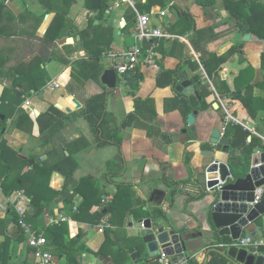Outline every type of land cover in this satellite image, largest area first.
Masks as SVG:
<instances>
[{
    "label": "crops",
    "instance_id": "obj_1",
    "mask_svg": "<svg viewBox=\"0 0 264 264\" xmlns=\"http://www.w3.org/2000/svg\"><path fill=\"white\" fill-rule=\"evenodd\" d=\"M51 1L54 5L64 6L69 10L68 19L80 32L84 30L85 39H82L81 34L78 33L75 36L51 40L49 31L53 32L62 22L61 18L57 17V12L48 11L40 0H4L5 6L0 16V103L5 89H11L15 78H21V86L31 92L24 94L22 107L29 113H35V117L30 114L35 120L33 132L29 133L13 127V121L19 112L11 111L9 127L4 137L12 149L25 153L31 137L41 135L36 118L46 112L52 104L60 103L64 112L74 113L72 121L56 136L55 140H59L60 144L56 155L50 160L52 164L63 160L65 151L67 156L72 155L79 162V156L89 159L93 157L94 152L102 148L112 147L118 150L116 145L98 146L97 136L89 120L80 111L86 100L103 88L101 84L92 80L82 79V82H72L75 71L73 63L86 55V45L91 44L104 49L103 61L108 68L111 60L106 53L126 52L135 43L133 34L137 23L131 28L130 35L122 30L127 22L129 7L137 11V22L140 14L149 13L152 26L162 27L171 33L170 37H154L151 44L144 43L148 46L154 44L159 57L156 65L139 64L138 70L143 73L139 89L135 90L129 85L120 84L109 94L108 109L119 121L135 111V98L138 96L152 98L158 112L157 118L152 122L143 121L144 123L131 125L120 134L126 170L119 181L127 185L118 187L110 183L107 172L106 175L104 174V179H98L92 173L87 175L93 176L101 185L102 191L105 192L102 205L111 202L110 212L100 222H96L92 214L100 205L95 204L85 214V218L76 219L72 216L75 210L69 212L65 195L62 193L54 200V211L47 210L46 225L50 217L61 213L67 214L70 219L66 221L68 223L66 231L70 237L79 239L78 245L88 248L82 253H77L71 260L68 254L59 252L57 243L50 242L49 247L55 264H123L129 259L127 250L131 248L135 251L145 250L143 239L139 236L141 224L138 215H142L140 216L142 218H153L165 228L175 229L190 237L191 247L200 245L203 240V237H200L201 232L210 231L213 227L210 220L212 210L218 201H216L217 194L208 192L203 198L187 204V199L198 196L204 187L203 184L199 186L190 181L181 186L175 202L170 203L169 188L156 179L162 176L163 165L167 169L168 181L187 179L189 170L183 160L187 149L190 152L193 168L201 181L207 166L215 159H226L230 156V163L233 157L240 155L242 148L232 149L231 144L230 148H227L226 145L220 143L214 145L210 142L214 129H219L222 134L223 126L228 127L227 117L233 118L234 122L230 123L240 124L244 129L251 131L248 142L255 138L253 153L264 152V107L253 113L244 105L243 100L237 97L238 89L235 86L237 81L243 95H252L256 98L257 102L252 105L260 106L259 99L264 98V87L260 84L264 78V39L251 34V38L245 40L244 35L247 33L235 28L236 20L229 18L223 0H217L213 7L201 6L197 0H134L133 4L110 0L103 19H95L97 12L90 9V0H74L70 6L65 5L62 0ZM168 6L170 7L167 15L161 17L159 12ZM184 12H189L194 18V28L196 26L197 29H203L212 26L222 34L208 44L209 51L219 56H226V62L222 68L213 73L212 78L200 60L201 53L193 47L191 42L193 30H187L189 23L182 19ZM92 19H95L94 26L88 28ZM163 68L179 69L180 74H185L197 90L199 88L193 79L195 75L201 74L203 84L209 83L211 93L207 97V102L210 106L206 110H200L198 107H191L189 103L192 108L190 113L195 109L199 111L196 115L195 131L191 130L188 118L184 116L188 106L185 103H179L177 106L178 102L175 99L178 98V93L173 86H155L153 77ZM44 79L47 80L45 84L42 82ZM55 82L58 85L52 87ZM71 82L74 83L73 93L69 92L68 87ZM35 84L40 87L39 90L35 89ZM7 96L10 100H7L6 105H9L14 100V96L12 92ZM7 110L11 109L2 108L3 112ZM2 117L4 118L5 115L2 114ZM232 134L231 130L229 134L225 132L222 137L230 138L232 143ZM167 137L172 138L171 142L166 140ZM42 143L43 139L40 145H35V149L43 152L51 147V145L44 147ZM212 149L217 150L216 158L214 155L204 153L205 150ZM47 157L44 153L43 159ZM76 174L77 171L69 185V190L72 192L74 185L84 177L77 178ZM62 178V174L55 173L50 186L61 190L64 184ZM20 191L24 192L28 206L32 208L31 199L25 189L6 194L0 186V219H6L9 208H15L10 205V198L18 195ZM73 196L74 206L79 205L83 194L78 192ZM104 199H107V202H103ZM141 206L143 211H140ZM158 208L166 212L170 220L156 216L154 211ZM105 222L109 226L103 228L101 225H105ZM20 228L22 227L14 220L7 221L5 227H0V264H32L34 260L32 250L27 245L26 235L22 237ZM245 235L264 240V216L255 221L254 232L244 230L242 236ZM222 238L232 241L231 237ZM105 245L107 248L105 247L103 251ZM115 246L125 250L122 251L123 254L117 252L116 258L110 254ZM213 246L223 248V244L218 241ZM261 249L264 251V247ZM184 255L190 257L188 264H203L205 250L197 252L196 255ZM215 255L213 260L220 261L218 252H215ZM158 258L150 264H160Z\"/></svg>",
    "mask_w": 264,
    "mask_h": 264
},
{
    "label": "trees",
    "instance_id": "obj_2",
    "mask_svg": "<svg viewBox=\"0 0 264 264\" xmlns=\"http://www.w3.org/2000/svg\"><path fill=\"white\" fill-rule=\"evenodd\" d=\"M110 0H90V9L97 12L95 19L105 18L106 12L109 8ZM48 11L57 12V17L61 18V24L49 31L48 35L51 40L61 38L65 36H75L78 33L81 34L82 39H85L84 30L80 32L77 26L73 25L71 20L68 19V9L56 6L51 0H40ZM65 5L72 4L74 0H62ZM198 4L204 7H213L216 5L217 0H197ZM223 5L229 13V18L236 20L235 28L238 30H244L246 33L253 34L260 39H264V1L263 0H223ZM5 2L0 0V16L4 9ZM149 6V4H148ZM92 19L88 25V28L94 26V20ZM183 20L188 21L187 30H193V37L191 42L197 52H200V60L207 70L209 76L212 78L213 73L220 68L226 62V56H219L214 52L208 50V44L217 39L222 34L216 31L215 27H207L203 29L194 28L195 20L189 12H184ZM126 24L123 26V31L127 34H131V28L137 23V11L133 7H129L128 14L126 16ZM151 40H147L145 43L151 44ZM148 46V45H146ZM104 49L101 47H94L91 44L86 45V55L74 61L73 65L75 71L73 73V81L82 82V79L92 80L98 82L103 86L102 90L89 97L82 109L81 114L87 118L95 132L98 140V146L103 147L105 145H116L118 152L115 157L108 160L106 164L107 177L110 183L122 187L127 185L126 183L119 181L126 170L125 154L123 150V141L120 138L121 132L131 125H138L140 122H152L158 116V112L155 106V102L150 97L138 96L135 98V111L126 115L121 121H119L116 115L108 109V97L111 91L114 89H108L106 85L102 84L101 76L106 69L103 59ZM69 63V61H68ZM244 70V69H243ZM143 77V73L138 70L131 71L125 75H118V84L129 85L131 88L137 90L140 86V80ZM201 74L194 76V82L199 88L202 100L198 106L200 110H206L210 104L207 102V97L210 95V85L208 82L203 84ZM181 79L179 69H161L154 77L153 82L156 87H168L173 86L178 80ZM21 78H15L14 85L11 89H5L1 103H0V186L6 194H11L15 190L25 189L27 195L30 197L32 208L26 212V220L30 222L36 230H44L48 238L49 243H57L59 252L68 254L69 259L76 257L77 253H82L88 248L84 245H78L79 239L77 237H70L68 231H66L67 222H61L54 225H46V212L54 211L53 203L57 196L61 193L65 195L66 206L69 208V212L74 210V193H82L83 199L78 205V211H74L72 216L76 219L85 218V214L89 212L93 205H100L99 209L92 214V217L96 222H100L112 208V203L108 202L102 205V199L105 192L102 191L100 185L93 176L82 177L77 184L74 185L73 192L69 190L70 182L75 175V172L79 168L78 162L72 155L67 156L63 153L64 159L52 164L50 162L52 156L56 154L58 147L52 143L55 141V137L61 133L63 128L72 121L74 113H66L55 104H52L49 109L41 113L36 118V123L39 126L40 133L43 139V146L47 147L51 145L45 152L47 158L43 159L42 155L25 153L19 150H14L8 145L7 139L4 137L7 131L8 120L10 118L9 112H19L17 118L14 119L13 127L21 128L29 133H32V126L34 121L30 116V113L22 107L25 100L24 94H31L30 90H26L21 86ZM44 79L43 84L46 83ZM70 83L69 92L73 93L72 85ZM264 87V78L260 83ZM35 89L39 90L40 87L35 84ZM235 86L238 89V98H241L249 110L256 113L258 109L264 107V98H258L260 106L254 107L252 104L256 103L257 100L252 95H243V91L240 90V85L235 81ZM21 87V88H19ZM24 89V90H22ZM30 89V88H29ZM231 90V89H230ZM12 92L14 100L9 105H6L8 93ZM231 92V91H230ZM179 103H185L188 106L187 111L184 112V116L187 119L192 108L189 106V99L187 96L178 94V98L175 99ZM3 107H9L11 110L3 112ZM2 114L5 117H2ZM144 123V122H143ZM233 132L231 135L232 149L242 148V153L232 158L230 167L235 177H241L246 175L247 169L250 167V159L255 148V138L248 142V138L251 136V131L244 129V126L236 123H229L226 129V134ZM167 136V135H164ZM166 140L171 142L172 138L167 137ZM189 150L187 149L184 153L183 160L189 170V177L181 180L168 181L167 169L163 165V174L156 181L164 183L169 188V201L170 203L175 202V197L183 184L193 181L196 185L202 186V181L198 177L199 175L195 172L191 159L189 156ZM28 168V170H26ZM28 172V173H26ZM55 173L62 174L64 184L61 190H56L50 186L51 179L54 178ZM198 178V179H197ZM130 186V185H128ZM208 191L205 187L202 188L200 194L195 197H189L187 204L194 200L203 198ZM264 197V193H263ZM186 209V208H185ZM142 210V206L140 208ZM157 216H163L167 220H170L167 213L161 208L154 211ZM142 215H138L140 217ZM14 220L19 226L20 215L14 208H9V214L6 219H0V227H5L6 222ZM170 222V221H169ZM21 235L25 236L22 228ZM8 240V238H7ZM219 243H229L230 241L223 238L218 241ZM78 245V246H77ZM113 246V243L112 245ZM103 246V251L105 250ZM125 250H121L116 247L110 251V254L115 257L117 252L121 254ZM217 255V254H216ZM215 252H212L210 264H216ZM116 258V257H115ZM141 264H150L142 262Z\"/></svg>",
    "mask_w": 264,
    "mask_h": 264
},
{
    "label": "water",
    "instance_id": "obj_3",
    "mask_svg": "<svg viewBox=\"0 0 264 264\" xmlns=\"http://www.w3.org/2000/svg\"><path fill=\"white\" fill-rule=\"evenodd\" d=\"M251 34L244 35L245 40H249ZM101 81L109 89H114L118 84V74L113 68H106L101 76ZM176 93L187 96L191 107L197 108L202 100L199 90L188 80L185 74L173 85ZM60 109L63 106L56 104ZM198 109L188 115V123L192 131L196 130L195 121ZM210 142L214 145L222 144L228 148L231 139L222 137L219 129H214ZM230 148V147H229ZM205 154L214 155L217 150H205ZM230 157V156H229ZM229 157L226 159H215L205 171L202 184L213 187L216 193V204L211 213L212 228L210 231H202L203 237L200 245L191 247L190 237L177 232L175 229H167L162 223L153 218H141L139 223L140 237L143 239L145 250L135 251L134 248L127 250L129 259L123 264L150 263L157 259L161 252L168 256L180 254H194L205 250L203 264H209V255L218 252L221 257L216 264H264V251L255 247L247 248L234 244V240L242 236L243 231L254 232L255 221L264 216V199L258 203H253L256 197V189L264 187V152L254 151L250 159V167L245 176L235 177L233 174ZM222 183V184H221ZM221 184V185H220ZM164 202L161 201V204ZM217 236V237H216ZM222 237H231L232 241L223 244V248L213 246ZM208 238V239H207ZM223 239V238H222Z\"/></svg>",
    "mask_w": 264,
    "mask_h": 264
},
{
    "label": "built area",
    "instance_id": "obj_4",
    "mask_svg": "<svg viewBox=\"0 0 264 264\" xmlns=\"http://www.w3.org/2000/svg\"><path fill=\"white\" fill-rule=\"evenodd\" d=\"M121 3L133 4L134 0H116ZM173 4V3H172ZM171 4V5H172ZM168 6L166 9L159 12L161 17L167 15L169 11ZM151 16L149 13L140 14L138 16V22L134 29V39L135 43L126 51V52H117L109 51L106 53V56L110 58V63L107 66L108 68H113L117 71V74L122 76L131 71H135L140 63H145L147 65H156L158 62L159 54L155 50V45L146 46L144 44L147 40H152L154 37H170L171 33L169 30L162 27H155L151 25ZM193 53L199 57L195 51ZM206 77V76H205ZM57 82L53 83L52 87H56ZM234 122L233 118L227 117V122ZM235 122H237L235 120ZM227 127L223 126L222 135L225 134ZM209 180L206 179V190L208 192L213 191V187L208 185ZM222 184V183H221ZM220 184V185H221ZM264 187L256 189V197L253 203H258L263 199ZM103 202H107V199H104ZM10 205H13L20 215L19 224L22 227L26 237L27 245L32 250V255L34 260L32 264H55L54 256L49 247V241L45 234L44 230H36L34 226L26 220V212L31 209V206H28L27 197L24 192H19L18 195L12 196L10 198ZM7 209V207H5ZM74 210L78 211V204L74 206ZM70 217L61 213L57 216H52L49 219L48 226L59 224L64 221H68ZM103 228L107 225H101ZM236 245L241 247H255L261 249L264 247V240L258 239L250 235L241 236L233 242ZM160 264H188L190 257L188 255L180 256H168L164 252H161L159 255Z\"/></svg>",
    "mask_w": 264,
    "mask_h": 264
},
{
    "label": "rangeland",
    "instance_id": "obj_5",
    "mask_svg": "<svg viewBox=\"0 0 264 264\" xmlns=\"http://www.w3.org/2000/svg\"><path fill=\"white\" fill-rule=\"evenodd\" d=\"M25 110H27V109H25ZM30 114L35 117L34 112H32ZM33 121L35 124L34 119H33ZM33 128H34V126H32V130H33ZM55 139H56V137H55ZM41 142H42L41 135L36 136L35 138H34V136L31 137V141L28 145V148L26 149L27 153H32V154H37V155L38 154H44L46 150H44L42 152V150H36L35 149V145H37V144L40 145ZM58 142H59V140L58 141L55 140L52 144L56 145L58 147V144H60ZM117 152H118V150H116V148L107 147L106 149L102 148V149H99L97 152H94L93 157H89V159H88V157H86L87 159H83L84 158L83 156H79V158H78L79 162L78 163L80 164V168H79V170L77 169L76 177L77 178L82 177V176L85 177L89 173H92L93 175H96L98 179H104V174L106 173V164L108 162L107 160H111V158H113L112 156H114ZM65 154H67L66 151H65ZM54 155H56V154H54ZM26 170H28V168H26ZM26 173H28V172H26Z\"/></svg>",
    "mask_w": 264,
    "mask_h": 264
}]
</instances>
